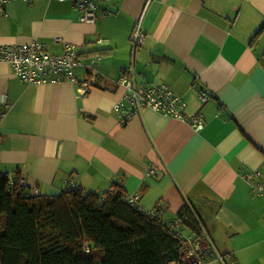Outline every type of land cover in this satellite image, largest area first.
<instances>
[{
	"label": "crops",
	"instance_id": "0c3cea01",
	"mask_svg": "<svg viewBox=\"0 0 264 264\" xmlns=\"http://www.w3.org/2000/svg\"><path fill=\"white\" fill-rule=\"evenodd\" d=\"M79 1L12 0L0 15V47L38 39L58 54L73 44L76 78L89 79L94 59L97 85L85 96L71 82L29 85L0 53V172L48 195L120 185L167 222L190 204L208 234L198 244L207 238L239 264H264V197L245 177L264 185V34L251 41L264 0H94L95 23L81 21ZM131 66L138 84L169 85L186 116L204 117L203 129L151 109L121 125L117 81ZM206 255L215 264L216 253Z\"/></svg>",
	"mask_w": 264,
	"mask_h": 264
},
{
	"label": "trees",
	"instance_id": "16d2710c",
	"mask_svg": "<svg viewBox=\"0 0 264 264\" xmlns=\"http://www.w3.org/2000/svg\"><path fill=\"white\" fill-rule=\"evenodd\" d=\"M263 34L264 23L251 41ZM126 197L116 184L102 193L75 185L41 194L0 172V264H183L176 231L184 236V227L190 229L194 246L208 235L190 204L167 222L156 212H142ZM206 249H201L204 258L215 252L212 263L222 264L212 242ZM220 255L230 257L228 264H239L233 254Z\"/></svg>",
	"mask_w": 264,
	"mask_h": 264
},
{
	"label": "built area",
	"instance_id": "2783aa9c",
	"mask_svg": "<svg viewBox=\"0 0 264 264\" xmlns=\"http://www.w3.org/2000/svg\"><path fill=\"white\" fill-rule=\"evenodd\" d=\"M9 0H0V15L5 12L6 5ZM78 8L83 11L81 21L95 23L97 20L96 10L97 4L94 0H80L77 4ZM144 38L141 22L137 24L133 30L130 40L133 44V52L141 44ZM1 58L6 62L13 74L20 78L21 81L29 85H42L48 82H71L79 86V94L85 96L89 91L96 87L95 60L91 59L87 67L91 68L90 77L87 80L79 81L75 76V70L81 65V53L76 46L70 43H63L61 53H51L48 51L45 44L38 39L23 45H3L0 47ZM98 60H101L99 57ZM129 67L123 70L120 78L117 81V86L123 89V94L113 106V112L117 116L118 122L121 125L127 124L132 118L141 116L142 111L151 109L167 117H171L182 122H187L194 130H201L205 125L204 117L201 114L188 117L184 114V109L187 104L185 100L173 93L167 84L144 85L138 84L135 80V74ZM203 102H207L209 96L201 93ZM10 104L4 100L3 108L7 109ZM5 111L0 110V123L4 118ZM3 138L0 135V146ZM252 175L256 179H261L260 171L255 170ZM247 180L252 183V187L256 194L264 197V185L261 181L253 183L251 177L246 175ZM12 180V179H11ZM15 183L26 185V178L22 175L13 180ZM75 185L69 186L72 188ZM126 201L139 208L144 213L149 211L140 207L139 194L127 195ZM180 221L175 223V228L180 227ZM177 232L179 238V252L182 258L192 260V257L199 261V253H196L192 236L184 238L180 231ZM200 244H197L196 249H200ZM207 249L205 248V251ZM187 252H191L187 256ZM184 254V255H183ZM218 260L225 263L223 256L218 257ZM189 263V261H185Z\"/></svg>",
	"mask_w": 264,
	"mask_h": 264
},
{
	"label": "rangeland",
	"instance_id": "374dc122",
	"mask_svg": "<svg viewBox=\"0 0 264 264\" xmlns=\"http://www.w3.org/2000/svg\"><path fill=\"white\" fill-rule=\"evenodd\" d=\"M238 8H239V7H238ZM243 17H244V15L242 14V16L240 17V20H241ZM263 23H264V22H263ZM263 23L259 24V26H258L256 32L258 31V29L260 28V26H261ZM261 40L264 41V35L262 36ZM263 51H264V50H263ZM191 233H192V232L188 233L185 237H186V238L190 237V236H191ZM206 241H207V242H205V240L203 239V240L200 242V244H202V245L200 246V249H195L196 253H199V252L201 251V249L206 248V247L209 245V244H207V243H208V242L210 243V241H209L207 238H206ZM190 253H191V252H187V256H188ZM198 256H199L200 258L204 259V253H203V252H202V253H199ZM220 256H221V255H220V252H219L218 257H220ZM224 259H225V263H226V264L231 263V259H230V257H224ZM219 261L222 263L221 260H219ZM187 264H200V263L198 262L197 259L193 258V259L191 260V262H190V263H187ZM215 264H220V263H219V262H216Z\"/></svg>",
	"mask_w": 264,
	"mask_h": 264
}]
</instances>
